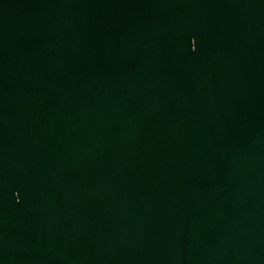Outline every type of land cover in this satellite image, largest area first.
<instances>
[{
	"label": "water",
	"instance_id": "water-1",
	"mask_svg": "<svg viewBox=\"0 0 264 264\" xmlns=\"http://www.w3.org/2000/svg\"><path fill=\"white\" fill-rule=\"evenodd\" d=\"M0 264H264V0H0Z\"/></svg>",
	"mask_w": 264,
	"mask_h": 264
},
{
	"label": "snow or ice",
	"instance_id": "snow-or-ice-1",
	"mask_svg": "<svg viewBox=\"0 0 264 264\" xmlns=\"http://www.w3.org/2000/svg\"><path fill=\"white\" fill-rule=\"evenodd\" d=\"M192 43H195L196 44V41H192Z\"/></svg>",
	"mask_w": 264,
	"mask_h": 264
}]
</instances>
